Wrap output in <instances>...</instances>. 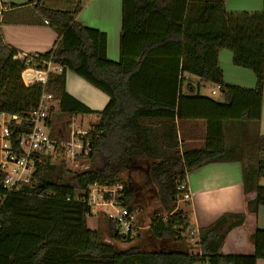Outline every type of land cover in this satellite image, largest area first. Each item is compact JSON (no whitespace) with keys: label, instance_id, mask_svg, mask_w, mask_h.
<instances>
[{"label":"trees","instance_id":"trees-1","mask_svg":"<svg viewBox=\"0 0 264 264\" xmlns=\"http://www.w3.org/2000/svg\"><path fill=\"white\" fill-rule=\"evenodd\" d=\"M30 3L49 20L58 40L49 51L20 59L0 31V112L28 120L45 88L55 96L57 111L71 117L96 114L89 134L93 166L74 172L61 162L38 164L33 183L11 193L0 210V264H257L264 258V230L251 237L254 254L221 251L229 232L243 225L244 213H225L201 227L193 245L186 235L189 213L177 201V186L187 184L188 173L212 163L241 161L244 191L256 193L248 209L264 207V135L255 140L239 137L229 146L225 137L227 123L244 114L260 121L264 12H230L225 0H122L121 58L114 62L107 57V35L76 20L81 0L72 9L41 7L40 0ZM221 49L233 53L236 66L254 72L256 89L225 82ZM49 62L62 70L50 72L44 87L24 83L25 69L46 70ZM68 70L109 96L102 111L66 92ZM186 76L220 86L227 93L226 103L185 94ZM189 117L207 120L201 148L190 149L180 140L178 122ZM141 162L149 167L161 204L148 229L152 250L136 244L120 248L118 243L134 238L108 217L105 236L90 228L91 208L76 200L95 185L119 187V205L134 213L139 202L120 173Z\"/></svg>","mask_w":264,"mask_h":264},{"label":"crops","instance_id":"crops-1","mask_svg":"<svg viewBox=\"0 0 264 264\" xmlns=\"http://www.w3.org/2000/svg\"><path fill=\"white\" fill-rule=\"evenodd\" d=\"M76 1L40 0V6L72 9ZM81 1L83 9L76 16V20L87 28L104 32L107 35V57L111 61L118 62L121 58L122 0ZM0 2L9 6L3 12L0 23L4 43L16 49L19 55L45 53L55 45L58 34L50 24H45L44 16L36 3L31 4L30 0H0ZM225 5L230 12H264V0H225ZM218 59L227 84L249 90L256 89V75L250 69L236 66L230 50L221 49ZM209 84L199 81L195 76H186L183 91L191 95L199 93L217 103H226L227 93L213 84L218 90L211 89L209 92ZM65 89L68 94L95 112L102 111L110 100L107 94L70 70L66 72ZM252 105L251 111L255 115L258 106L256 107V102ZM188 112H191V106ZM77 116L79 115L73 117ZM89 116H94L91 120L97 121L96 114ZM246 117L244 114L240 119H236V123H229L230 121L227 123L225 137L228 146L241 140L239 137L255 140L259 135H264V102L261 104L259 122ZM178 127L180 140L188 148L197 149L205 146L208 127L206 119L189 117L178 122ZM243 145L246 149L250 148L248 142H244ZM262 155L264 157V154ZM261 181L260 185H262ZM187 184L192 195L189 201L190 229L199 233L201 227L209 226L225 213H244L246 216L243 225L229 232L221 251L227 255L254 254L251 237L257 230H264V207L260 206L256 212L248 209V201L253 200L256 193L244 191L242 162L206 165L188 173ZM257 264H264V258L259 259Z\"/></svg>","mask_w":264,"mask_h":264},{"label":"built area","instance_id":"built-area-1","mask_svg":"<svg viewBox=\"0 0 264 264\" xmlns=\"http://www.w3.org/2000/svg\"><path fill=\"white\" fill-rule=\"evenodd\" d=\"M9 6L0 2V23L2 14ZM49 24V20H44ZM25 56L18 55L23 59ZM62 68L51 62L46 70H37L28 67L22 72L24 83L29 86L35 83L46 85L50 72H61ZM37 76L35 83H28L24 78ZM28 80V79H27ZM220 87V86H219ZM218 87V88H219ZM57 111V101L52 93L43 90L38 105L30 113L28 120L18 115H10L0 112V210L8 196L20 191L24 186L33 183V177L38 164L45 161L51 163H65L74 172H84L91 168V143L89 134L92 125L86 129H77L72 124L69 130L55 129L53 127L52 114ZM119 187L95 185L91 187L86 197L77 201L87 203L91 208V216L95 207H110L108 218L115 220L122 228V233L134 238L136 230L135 213L129 214L118 203ZM177 201L189 202L192 199L188 184L180 183L177 186ZM72 198H67L71 200ZM190 242L194 245L198 239V232L190 230Z\"/></svg>","mask_w":264,"mask_h":264},{"label":"rangeland","instance_id":"rangeland-1","mask_svg":"<svg viewBox=\"0 0 264 264\" xmlns=\"http://www.w3.org/2000/svg\"><path fill=\"white\" fill-rule=\"evenodd\" d=\"M16 1V0H14ZM198 78V77H197ZM199 79V78H198ZM201 79H199L200 81ZM212 84L208 85L209 92L211 89H216ZM218 90V88H217ZM220 91V90H219ZM208 92V93H209ZM54 120L53 127L56 129L69 130L71 124L77 129H86L90 126V120L94 119L89 115L82 116L81 114L77 117H71L68 114L61 113L56 111L52 114ZM91 167L93 166V161L90 162ZM148 165L145 162L140 164H130V166L125 167L120 173V179L127 181L130 184L132 190H134L135 195L138 200V209L135 213V226H138L139 229L136 230V235L131 243H118L120 248H127L131 245H138L145 250H152L150 247V237H149V226L151 225L155 215H159V210L161 208L160 201L157 198V188L153 184L150 176L148 174ZM264 186V179L261 181ZM190 203L181 202L180 209L185 210L190 215ZM139 207L141 209H139ZM110 207H95L94 213L88 218V226L92 229L100 230V232L105 236V229L108 223V212H111ZM190 221L189 229L186 232V235H190ZM190 240V237H189Z\"/></svg>","mask_w":264,"mask_h":264},{"label":"water","instance_id":"water-1","mask_svg":"<svg viewBox=\"0 0 264 264\" xmlns=\"http://www.w3.org/2000/svg\"><path fill=\"white\" fill-rule=\"evenodd\" d=\"M28 78V80L26 79V76L24 75V78L26 79V81L28 82V83H31V80L32 79H34V76L33 75H30V76H27Z\"/></svg>","mask_w":264,"mask_h":264},{"label":"bare ground","instance_id":"bare-ground-1","mask_svg":"<svg viewBox=\"0 0 264 264\" xmlns=\"http://www.w3.org/2000/svg\"><path fill=\"white\" fill-rule=\"evenodd\" d=\"M37 81V76L34 77V79L31 80V83H35Z\"/></svg>","mask_w":264,"mask_h":264}]
</instances>
